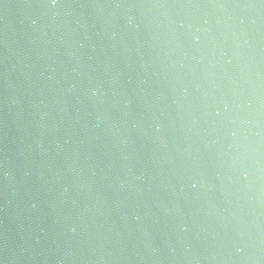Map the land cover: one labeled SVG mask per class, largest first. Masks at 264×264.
Listing matches in <instances>:
<instances>
[{"label":"water","instance_id":"water-1","mask_svg":"<svg viewBox=\"0 0 264 264\" xmlns=\"http://www.w3.org/2000/svg\"><path fill=\"white\" fill-rule=\"evenodd\" d=\"M0 264H264V0H0Z\"/></svg>","mask_w":264,"mask_h":264}]
</instances>
